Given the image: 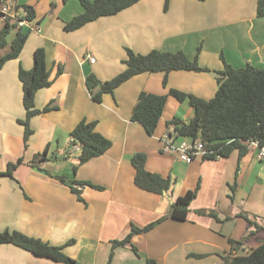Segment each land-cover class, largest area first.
Returning a JSON list of instances; mask_svg holds the SVG:
<instances>
[{"label": "crops", "instance_id": "crops-1", "mask_svg": "<svg viewBox=\"0 0 264 264\" xmlns=\"http://www.w3.org/2000/svg\"><path fill=\"white\" fill-rule=\"evenodd\" d=\"M4 2L13 9L0 14V30L7 18L16 22L30 6L33 24L41 31L29 27L20 56L0 69V172L23 159L13 177L0 176V231L18 230L63 245L78 264H106L113 240L124 238L132 224L144 226L168 215L177 196L199 185L186 220L167 217L148 232L134 234L132 243L138 253L129 244L117 246L110 264H147L148 258L158 264H225L223 256L246 254L264 241V158L255 148L241 157L236 149L229 156L198 157L191 162L165 152L163 137L171 130L167 122L174 117L189 121L195 115L188 100L172 95L153 134L131 120L142 91L168 94L172 88L211 99L225 62L234 68L264 67V16L257 15L258 0H170L167 10L165 0H140L74 31H66L64 25L83 12L80 0ZM18 29L19 25L12 27L1 56L12 50ZM40 46L46 50L52 83L37 92L36 107L50 110L32 117L34 133L25 145V127L18 121L26 117L19 70L33 67ZM126 48L142 54L153 49L182 50L193 59L198 56L209 70L171 71L166 85L163 72L140 73L114 94L95 101L87 76L106 81L122 72ZM90 56L95 62L89 61ZM82 119L97 121V131L112 145L80 164L71 131ZM137 152L146 153L148 171L171 177L170 192H148L134 183L132 156ZM60 175L67 177L66 183ZM71 186L80 189L81 199ZM202 209L205 214L197 212ZM211 210L218 219L210 215ZM229 238L237 241L235 246ZM0 264L64 263L2 243Z\"/></svg>", "mask_w": 264, "mask_h": 264}, {"label": "trees", "instance_id": "trees-1", "mask_svg": "<svg viewBox=\"0 0 264 264\" xmlns=\"http://www.w3.org/2000/svg\"><path fill=\"white\" fill-rule=\"evenodd\" d=\"M4 0H0L2 2ZM67 1V0H65ZM140 0H80L83 12L74 16L64 25L66 31H74L85 24L95 21L103 16H110L134 5ZM170 0H165L164 9L167 10ZM24 17L17 18L16 22H11L7 18L5 25L0 30V49L7 43V36L12 27L18 25L19 19L33 20L34 10L30 6L25 7ZM257 15L264 16V0L257 2ZM24 26H19L16 36L12 42V50L1 56L0 69L10 60L20 56L29 37V30L23 31ZM127 58L124 60L125 69L110 80L102 81L96 75L89 74L86 78V85L92 98L101 102L105 94H114L116 88L135 75L145 72H163L164 85L167 83V74L174 70L206 71L208 67L202 66L198 61V56L194 59L189 57L184 51L179 50L161 51L153 49L146 54L137 53L130 48H126ZM200 51V48H199ZM225 62V59L223 57ZM63 68L59 66L58 73H62ZM19 78L23 84V104L26 108V117L18 121L24 125V141L28 140L34 133L31 127V119L37 114L50 110L49 106L42 109L36 107V94L40 89L51 85L50 70L47 67L46 50L43 46L37 47L34 52V65L27 70L20 68ZM218 88L211 99H203L191 93L178 89H170L168 94H154L142 91L132 110L131 120L141 123L149 134H153L158 126L160 118L166 107L168 96L172 95L179 101L188 100L195 110V115L189 121H183L179 117H174L167 122L170 134L176 137L200 139L207 148L217 149V153L207 155L206 158H216L218 156H229L233 150H238L240 157L248 152L249 141H258L264 145V67H256L247 64L242 68H234L225 62L223 70L218 71ZM97 121L82 119L71 131L74 146L79 144V163L83 164L93 157L105 153L112 145V141L106 138L96 129ZM47 150L41 153V158L45 157ZM147 155L145 152H137L132 156V165L135 168L134 183L141 189L163 194L170 192L172 186L171 177H164L157 172H150L146 169ZM23 159L12 162L1 175L14 176V171ZM77 169V166L74 170ZM59 180L66 183L65 175L58 176ZM78 183L91 184L88 181H78ZM95 185V184H92ZM73 192L80 197V189L71 186ZM232 185V190H235ZM199 185L196 188L179 195L172 202L168 215L159 218L144 226L132 224L130 232L122 239L112 241L111 251L106 264H110L114 249L117 246L129 244L138 253V248L132 243V237L137 233H145L160 223L167 217L178 220H186L190 211V204L196 198ZM198 213L205 214L206 210H198ZM210 215L218 219L215 210L210 211ZM253 224V223H252ZM247 238V237H246ZM73 242L70 240L69 243ZM232 246L236 240L229 238ZM12 243L24 248L33 254L41 257L52 258L64 264H78L77 261L64 252L63 245H53L40 238L27 235L18 230L0 231V244ZM242 243V241H239ZM199 256V255H195ZM225 264H264V241L258 246L251 248L246 254L230 253L223 256ZM147 264H158L153 258L147 259Z\"/></svg>", "mask_w": 264, "mask_h": 264}, {"label": "built area", "instance_id": "built-area-1", "mask_svg": "<svg viewBox=\"0 0 264 264\" xmlns=\"http://www.w3.org/2000/svg\"><path fill=\"white\" fill-rule=\"evenodd\" d=\"M13 9V5L10 2H0V14L7 15ZM33 20L28 19H19V26H28L30 28L41 31L38 26H34ZM90 62H95V58L88 57ZM248 148H255L258 151V156L264 158V145H260L258 141H248ZM76 150H79V144L73 146ZM162 149L165 152L175 153L179 158L185 162H191L192 160L198 157H206L207 155L217 153V149L207 148L206 145L200 139L191 140L190 138H184L181 141L177 140L175 135L170 134L169 132L163 137V146Z\"/></svg>", "mask_w": 264, "mask_h": 264}, {"label": "water", "instance_id": "water-1", "mask_svg": "<svg viewBox=\"0 0 264 264\" xmlns=\"http://www.w3.org/2000/svg\"><path fill=\"white\" fill-rule=\"evenodd\" d=\"M164 193L166 194V191Z\"/></svg>", "mask_w": 264, "mask_h": 264}]
</instances>
